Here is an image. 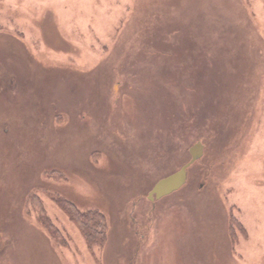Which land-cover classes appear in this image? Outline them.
Wrapping results in <instances>:
<instances>
[{"label":"rangeland","instance_id":"rangeland-1","mask_svg":"<svg viewBox=\"0 0 264 264\" xmlns=\"http://www.w3.org/2000/svg\"><path fill=\"white\" fill-rule=\"evenodd\" d=\"M0 264H264V0H0Z\"/></svg>","mask_w":264,"mask_h":264},{"label":"trees","instance_id":"trees-1","mask_svg":"<svg viewBox=\"0 0 264 264\" xmlns=\"http://www.w3.org/2000/svg\"><path fill=\"white\" fill-rule=\"evenodd\" d=\"M58 174V173H57ZM57 201L67 209L71 218L80 226L82 232L90 244L103 243L106 238L107 220L103 212L96 209L81 210L73 202L64 197H56ZM31 206L38 211V218L55 235L62 238L61 230L58 229L47 216L42 198L38 193L33 192L28 196Z\"/></svg>","mask_w":264,"mask_h":264},{"label":"water","instance_id":"water-1","mask_svg":"<svg viewBox=\"0 0 264 264\" xmlns=\"http://www.w3.org/2000/svg\"><path fill=\"white\" fill-rule=\"evenodd\" d=\"M191 158L178 170L157 180L148 193L150 199L161 198L183 186L188 177L189 167L198 160L204 153V143L197 141L190 147Z\"/></svg>","mask_w":264,"mask_h":264}]
</instances>
